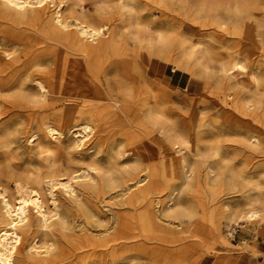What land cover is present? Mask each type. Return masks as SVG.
Returning <instances> with one entry per match:
<instances>
[{"label":"bare ground","instance_id":"bare-ground-1","mask_svg":"<svg viewBox=\"0 0 264 264\" xmlns=\"http://www.w3.org/2000/svg\"><path fill=\"white\" fill-rule=\"evenodd\" d=\"M256 1L0 0V174L4 164L15 184L0 188V264H186L209 250L206 237L226 243L222 219H258L264 63L228 52L264 36L250 20ZM141 53L204 80L201 103L215 98L218 116L168 112ZM19 141L37 150L35 168L17 163ZM44 179L82 207L61 210ZM216 183L231 194L219 200ZM99 204L112 223L98 225ZM70 219L103 235L55 231ZM184 222L185 238L168 228Z\"/></svg>","mask_w":264,"mask_h":264},{"label":"rangeland","instance_id":"rangeland-1","mask_svg":"<svg viewBox=\"0 0 264 264\" xmlns=\"http://www.w3.org/2000/svg\"><path fill=\"white\" fill-rule=\"evenodd\" d=\"M261 1L262 0H257L255 4L253 3L254 5L252 4L253 7L251 9L255 17L250 18V20L252 19L251 21L254 23L255 26L256 24L258 25L256 26L257 33L261 34L263 32L261 34L263 35L264 34V28H263L264 26V21H263L264 20V16H263L264 15V1L262 2ZM89 9L93 11V6H90ZM181 13H183L182 10H181ZM259 22H262V24ZM258 38L259 40L256 38V42H250V41L244 42L243 41V43H238V42L229 43L230 47L228 48V52L230 54L232 53L231 54L232 56L235 54H248V56L249 54L250 55L252 54L251 59L255 60L254 62L256 66H258L259 64H263L264 63V41H263L264 36H261ZM258 41H261V42H258ZM132 46H133L132 42L130 41L129 47H132ZM147 58L148 57L145 55V53H141L142 65L145 68V73L147 74V77H148L147 78L148 83L151 85H156L157 82L159 81L164 87L167 88L165 95L169 97L170 102L169 104L165 105V108L168 112L173 111L176 113V115L180 117L190 115V113H192L193 111H195L197 114H200V115H203L209 118H211L212 116H218L220 112L218 110L217 102L215 98L211 97V99L213 98V100L210 99L211 101L209 100L207 103H201L202 99L208 94V91H209L206 89L204 80L202 79L198 80V79L192 78L187 72L180 70V69H174L172 65H169L165 63L164 61H161L158 59H153L152 60L153 62L149 63ZM245 58H248V57L246 56ZM211 66L214 69H216L217 67V65L214 63L211 64ZM112 75H114L113 70L111 71L110 77ZM188 82L192 83L193 85L194 84L198 85L196 87L197 88L196 91L190 88L188 89L186 87V84ZM213 86H215L214 83L211 87ZM210 90H212V88H210ZM192 104H194V106H191ZM213 106L214 108H212ZM53 141H54V137L52 138V142ZM162 143L164 147L167 146L166 142H162ZM19 145L20 146L16 148L14 151L15 153L14 156L17 158V161H18L17 163L22 164L23 167L27 169L35 168L34 163L40 159V157H38L39 155L37 153V150L30 149V147L33 146L32 143L30 142H28L25 145L23 141H19ZM79 149L80 148H77L75 151H78ZM262 151L264 152V148ZM228 152H229L228 154H229L230 159L234 158L233 164L235 165V167L237 165L236 167L237 169L238 168L240 169L241 167L243 168L247 167L246 163L244 164L245 161H244V158H242L243 157L242 153H239L240 156H238L235 154V153H238L236 151L232 152V150L229 149ZM73 156L76 158L75 164L82 163L79 161V159L82 157L80 154H78L77 152H73ZM204 162H205L204 158H199L197 164H192L193 168L195 167L201 168L200 170L202 171V176L204 173H206V170L203 166ZM256 162L257 164H255ZM253 163L255 164V167H256L254 168L255 169L254 171L260 174L262 177L259 181L260 195L258 197V200H259L258 206L254 208V210L257 211L259 214L258 219L252 223L242 222V223H239V225L235 221L234 222L231 221L232 223H230L226 219H222L221 234L222 236H224L226 243L219 242L218 240L215 239L214 236L206 237L205 242L208 245H210L209 250L207 252H204V249L200 248L189 258L186 264H193V263L194 264H264V220H263V216H264V173H263L264 172V155H261L260 157L255 159ZM63 164L64 166H66V160L63 161ZM239 164L240 166H238ZM3 166L4 164L1 165L0 188L8 186L10 192L14 193L15 184L12 182V179L8 178L7 170L3 169ZM40 184H41L40 186L42 188L43 193L46 194L48 197L50 195V192H52V194H54L55 196L59 198L61 210H64L68 205H70V207L74 211L82 207L80 204H78L74 200L68 201L70 197L68 194H66L62 190V188L56 187L54 189H51V187L48 186L46 179H44ZM213 188L218 193L217 198H219V200H222V198H226L231 194L228 191V189H231L232 187L228 185L226 186L224 183H216ZM98 206H99V210L101 214L103 215V218L99 219L98 225L105 224V221H110V223H112V217H113L112 211L108 207L103 206L102 204H99ZM231 224L234 225V227L231 226ZM98 225L86 226L80 221H74L70 219L64 228L60 225H56L54 229L57 232L62 231L63 234L67 235L70 239L77 238V237L84 238L83 236L86 234L93 238H99L100 236L103 235L102 233H100L103 229L99 227ZM186 227H187L186 222H184L181 226L177 228H175L174 226H168V228L171 231L172 230L174 231L177 229L179 232H181L179 236L184 237V238L186 237V234H184ZM34 229H37L39 231H45V229L42 226L40 227V224L39 226L34 227ZM229 229H231V231ZM230 232H232V234ZM83 259L84 257L81 258V260Z\"/></svg>","mask_w":264,"mask_h":264},{"label":"crops","instance_id":"crops-1","mask_svg":"<svg viewBox=\"0 0 264 264\" xmlns=\"http://www.w3.org/2000/svg\"><path fill=\"white\" fill-rule=\"evenodd\" d=\"M198 85L197 84H192V83H190V82H188L187 84H186V87L189 89H193L194 91H196V87H197ZM193 87V88H192Z\"/></svg>","mask_w":264,"mask_h":264}]
</instances>
